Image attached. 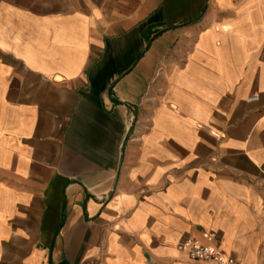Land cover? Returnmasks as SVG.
<instances>
[{"label": "crops", "instance_id": "1", "mask_svg": "<svg viewBox=\"0 0 264 264\" xmlns=\"http://www.w3.org/2000/svg\"><path fill=\"white\" fill-rule=\"evenodd\" d=\"M210 232L264 264V0H0V264Z\"/></svg>", "mask_w": 264, "mask_h": 264}, {"label": "built area", "instance_id": "2", "mask_svg": "<svg viewBox=\"0 0 264 264\" xmlns=\"http://www.w3.org/2000/svg\"><path fill=\"white\" fill-rule=\"evenodd\" d=\"M257 101H259L258 96L248 100L249 103ZM203 238L206 243L196 238L184 239L177 248L179 252L186 254L190 261L199 264H240L235 258L227 257L219 251L215 245L217 241L215 233H205Z\"/></svg>", "mask_w": 264, "mask_h": 264}]
</instances>
